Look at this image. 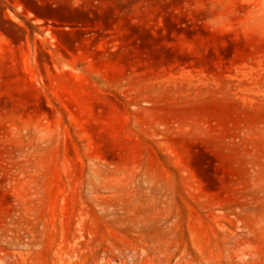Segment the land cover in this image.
Wrapping results in <instances>:
<instances>
[{
	"label": "rangeland",
	"instance_id": "obj_1",
	"mask_svg": "<svg viewBox=\"0 0 264 264\" xmlns=\"http://www.w3.org/2000/svg\"><path fill=\"white\" fill-rule=\"evenodd\" d=\"M0 264H264V0H0Z\"/></svg>",
	"mask_w": 264,
	"mask_h": 264
}]
</instances>
